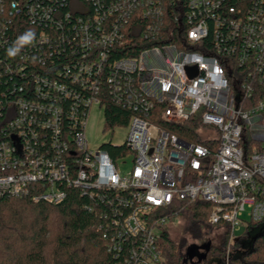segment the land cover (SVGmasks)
Masks as SVG:
<instances>
[{
    "label": "built area",
    "instance_id": "2783aa9c",
    "mask_svg": "<svg viewBox=\"0 0 264 264\" xmlns=\"http://www.w3.org/2000/svg\"><path fill=\"white\" fill-rule=\"evenodd\" d=\"M171 1L183 8V0H113L106 16L94 14L78 30L80 46L96 54L83 67L90 76L93 67L101 71L104 49L123 44L122 32L134 14L145 22L138 32L146 44L136 55L113 61L106 76L107 96L131 111L121 143L131 161L126 175L105 151L89 150L83 134L87 114L82 131L62 138L60 108L18 101V109H9L7 138L0 140V197L57 205L66 198L63 187L73 186L116 205L112 212L121 216L109 245L123 253L116 264H160L158 240L167 216L159 211L174 202L209 203L208 224L228 233L229 242L248 223L264 219V2L229 7L223 15L220 0H184L188 10H177L180 15L172 19L176 40L161 29L162 5ZM206 18L213 24L211 43L205 42ZM162 34L167 39L157 41ZM44 85L47 91L37 86L35 93L67 95L63 85ZM92 88L94 95L84 103L102 107L98 84ZM35 110L45 116L37 118ZM191 118L201 122L196 132L215 143L213 150L155 122L180 125Z\"/></svg>",
    "mask_w": 264,
    "mask_h": 264
},
{
    "label": "trees",
    "instance_id": "16d2710c",
    "mask_svg": "<svg viewBox=\"0 0 264 264\" xmlns=\"http://www.w3.org/2000/svg\"><path fill=\"white\" fill-rule=\"evenodd\" d=\"M113 0H76L73 7L70 0H4L0 5V140L7 138L9 109L18 107V101L36 102L50 105L61 110L59 116L62 138L72 137L82 131L81 120L88 113L85 100L94 95L92 85L98 84V96L103 107V130L125 127L131 111L123 108L110 96H107L106 76L111 63L126 56L136 55L146 43L138 31H143L145 22L134 14L125 24L122 32V45L115 43L105 50L106 60L101 71L93 67L91 75L83 70L84 65L95 60L96 54L84 49L79 43V27L85 19L94 14L106 16L107 4ZM218 12L226 14L229 7L236 9L249 2L264 0H220ZM183 8H175L171 2L163 7L164 26L168 33L178 39L177 27L172 19L186 12L188 8L183 0ZM178 10V11H177ZM206 43H211V20ZM103 26L106 22L102 20ZM182 27L188 23L181 19ZM160 29V30H161ZM174 30V31H173ZM34 34L31 42H23L20 37L26 32ZM176 32V33H175ZM169 37V36H168ZM165 41V34L157 38ZM156 42V41H155ZM159 43V42H158ZM14 46L20 50L15 56L8 51ZM44 82H56L63 85L67 95L50 89L47 97L35 93L38 86L47 91ZM18 109V108H17ZM37 118L45 116L37 110L31 112ZM152 120V118H149ZM180 139L207 146L213 150L215 143L200 140L197 130L203 125L197 118H191L184 124H166L155 121ZM47 134L48 131H44ZM40 132V136H45ZM203 139V138H202ZM110 159L126 157L129 150L124 144L110 143L99 146ZM69 164L70 160H69ZM58 186V185H57ZM66 198L57 205L42 200L32 201L28 197H0V264H116L121 253L109 250L111 240L117 231L116 222L121 214H114L113 207L99 200L96 193L89 196L73 186H65ZM111 197V191H103ZM211 205L201 200L192 203L174 202L159 213L167 216V222L160 227L158 247L160 264H182L184 236L199 240L202 231L212 230L207 220ZM174 217L179 218V236L172 238L167 223ZM217 229V228H216ZM222 250L217 247L215 256L224 264L225 251L230 254L227 264H264V219L257 223H248L237 239L229 242L228 233H224ZM220 255L221 261H220ZM189 264V263H187ZM207 264V263H204Z\"/></svg>",
    "mask_w": 264,
    "mask_h": 264
},
{
    "label": "rangeland",
    "instance_id": "374dc122",
    "mask_svg": "<svg viewBox=\"0 0 264 264\" xmlns=\"http://www.w3.org/2000/svg\"><path fill=\"white\" fill-rule=\"evenodd\" d=\"M73 7L77 6L76 0H70ZM103 109L102 107H99L96 103L91 104L89 111L87 113L86 119L84 121V128H83V134L86 138V142L88 145L89 150H96L99 148L102 144L110 143L112 145H119L121 144L125 139V133L126 130L123 127H115L112 132L109 129L103 130ZM124 161V163H123ZM117 166L118 171L120 175H126L130 168H131V161L128 156L125 158H121L117 160ZM167 228L171 234L172 238H178L179 236V218L174 217L167 223ZM242 231V229H241ZM241 231L238 233L240 234ZM221 230L219 229H212L209 231L203 230L202 234L203 236L201 238L207 239H213L215 241H220L218 244V247L220 248V251L222 250V241L223 237L221 236ZM217 239V240H216ZM195 239H192L190 236L185 235L184 241H183V252L185 251V248L191 244H199ZM217 243V242H216ZM230 249H226L225 251V257L226 255L230 254ZM227 255V256H228ZM215 257V258H214ZM213 259L211 258L207 264H220L218 261V257L214 256ZM221 255H220V261H221ZM224 258V264H227V260ZM205 263V262H204Z\"/></svg>",
    "mask_w": 264,
    "mask_h": 264
},
{
    "label": "water",
    "instance_id": "95a60500",
    "mask_svg": "<svg viewBox=\"0 0 264 264\" xmlns=\"http://www.w3.org/2000/svg\"><path fill=\"white\" fill-rule=\"evenodd\" d=\"M199 248L200 247L195 244L187 246L183 254L182 264H187L188 262L190 264H204L206 255L204 253L199 255L197 252ZM204 250L208 251V247H205ZM194 258L196 259L194 260Z\"/></svg>",
    "mask_w": 264,
    "mask_h": 264
},
{
    "label": "flooded vegetation",
    "instance_id": "af4514ba",
    "mask_svg": "<svg viewBox=\"0 0 264 264\" xmlns=\"http://www.w3.org/2000/svg\"><path fill=\"white\" fill-rule=\"evenodd\" d=\"M215 229V228H213ZM224 231L221 232V236L223 237L224 236ZM217 240V239H216ZM198 242H200L199 244H195L197 246H199L200 248L197 250L198 254L201 255V254H205L206 255V259H205V263H207L211 258L213 259V257L215 256V251H216V248L218 247V241H215L213 239H205V238H200L199 240H197ZM217 242V243H216ZM205 247H208V251H205L204 248ZM184 254V252H183ZM215 258V257H214ZM196 258H194L195 260ZM189 263V262H188ZM190 264V263H189Z\"/></svg>",
    "mask_w": 264,
    "mask_h": 264
},
{
    "label": "clouds",
    "instance_id": "9594fccd",
    "mask_svg": "<svg viewBox=\"0 0 264 264\" xmlns=\"http://www.w3.org/2000/svg\"><path fill=\"white\" fill-rule=\"evenodd\" d=\"M33 37H34V34L31 31H29V32H26L24 35H22L20 37V40L23 42H31ZM19 50H20L19 46H14V47L9 49L8 55L9 56H15L19 52Z\"/></svg>",
    "mask_w": 264,
    "mask_h": 264
}]
</instances>
